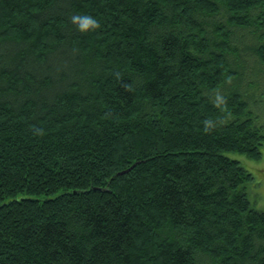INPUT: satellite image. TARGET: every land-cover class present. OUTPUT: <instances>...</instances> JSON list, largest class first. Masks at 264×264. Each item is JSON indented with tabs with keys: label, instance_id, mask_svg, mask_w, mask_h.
<instances>
[{
	"label": "trees",
	"instance_id": "1",
	"mask_svg": "<svg viewBox=\"0 0 264 264\" xmlns=\"http://www.w3.org/2000/svg\"><path fill=\"white\" fill-rule=\"evenodd\" d=\"M263 107L264 0H0V264H264Z\"/></svg>",
	"mask_w": 264,
	"mask_h": 264
},
{
	"label": "rangeland",
	"instance_id": "2",
	"mask_svg": "<svg viewBox=\"0 0 264 264\" xmlns=\"http://www.w3.org/2000/svg\"><path fill=\"white\" fill-rule=\"evenodd\" d=\"M264 108V107H263ZM264 112V109H261ZM252 174L254 180L248 185V197L256 209L264 211V147L259 160L235 155Z\"/></svg>",
	"mask_w": 264,
	"mask_h": 264
},
{
	"label": "clouds",
	"instance_id": "3",
	"mask_svg": "<svg viewBox=\"0 0 264 264\" xmlns=\"http://www.w3.org/2000/svg\"><path fill=\"white\" fill-rule=\"evenodd\" d=\"M74 21H79V28L82 30L95 28L98 26V21L94 19L91 15H85V16H75L73 17Z\"/></svg>",
	"mask_w": 264,
	"mask_h": 264
},
{
	"label": "bare ground",
	"instance_id": "4",
	"mask_svg": "<svg viewBox=\"0 0 264 264\" xmlns=\"http://www.w3.org/2000/svg\"><path fill=\"white\" fill-rule=\"evenodd\" d=\"M255 114V113H254ZM257 114V113H256Z\"/></svg>",
	"mask_w": 264,
	"mask_h": 264
}]
</instances>
